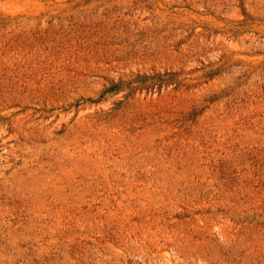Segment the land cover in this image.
Returning a JSON list of instances; mask_svg holds the SVG:
<instances>
[{
  "label": "rangeland",
  "instance_id": "rangeland-1",
  "mask_svg": "<svg viewBox=\"0 0 264 264\" xmlns=\"http://www.w3.org/2000/svg\"><path fill=\"white\" fill-rule=\"evenodd\" d=\"M0 264H264V0H0Z\"/></svg>",
  "mask_w": 264,
  "mask_h": 264
}]
</instances>
